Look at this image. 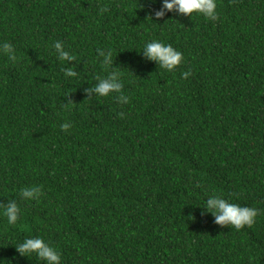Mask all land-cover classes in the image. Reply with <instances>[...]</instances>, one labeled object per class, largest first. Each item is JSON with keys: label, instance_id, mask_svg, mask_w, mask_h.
Here are the masks:
<instances>
[{"label": "trees", "instance_id": "16d2710c", "mask_svg": "<svg viewBox=\"0 0 264 264\" xmlns=\"http://www.w3.org/2000/svg\"><path fill=\"white\" fill-rule=\"evenodd\" d=\"M161 6L0 0L16 56L0 51V205L20 208L12 225L0 215V264H45L14 248L37 235L59 264H264V0H216L214 20L157 19ZM153 39L182 53L173 70L140 53ZM98 49L127 103L85 91L111 70ZM26 186L40 195L22 199ZM211 194L256 208L254 222L215 224Z\"/></svg>", "mask_w": 264, "mask_h": 264}, {"label": "clouds", "instance_id": "9594fccd", "mask_svg": "<svg viewBox=\"0 0 264 264\" xmlns=\"http://www.w3.org/2000/svg\"><path fill=\"white\" fill-rule=\"evenodd\" d=\"M215 9L216 0H162L161 9L157 10L154 16L158 19L164 16L166 11L175 10L177 14L190 16L195 13L214 20L217 15ZM52 48L61 61L69 62L76 59L60 40L54 41ZM0 51L7 53L10 60L16 59L12 45L7 41L0 42ZM140 53L146 59L155 61L160 68L166 70H173L182 61V53L180 51L173 48L172 45L156 39L145 42ZM97 55L101 58V63L111 70L103 78H98L97 82L90 89H85V91L94 93L98 97L116 93L115 99L117 102L127 103L128 97L121 92L123 86L121 83V71L113 66L111 50L98 49ZM62 71L66 78L77 76L73 66H67ZM188 75L189 72L187 71L181 73L182 77ZM60 127L63 130H67L70 127V123H62ZM19 195L22 199H36L40 195V188L39 186L22 187L19 190ZM203 210L214 217L215 224L220 226L231 225L237 229L245 225H251L258 212L254 207L230 202L217 194H211L207 197ZM19 213L20 208L15 201H8L0 205V215L6 218L9 225L17 221ZM14 248L19 255L24 257L35 253L36 257L44 261L45 264H59L61 259L57 250L38 235L26 237L23 241L17 243Z\"/></svg>", "mask_w": 264, "mask_h": 264}]
</instances>
